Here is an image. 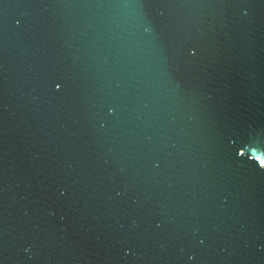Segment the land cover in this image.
I'll use <instances>...</instances> for the list:
<instances>
[{
    "label": "water",
    "instance_id": "95a60500",
    "mask_svg": "<svg viewBox=\"0 0 264 264\" xmlns=\"http://www.w3.org/2000/svg\"><path fill=\"white\" fill-rule=\"evenodd\" d=\"M0 264H264V0H0Z\"/></svg>",
    "mask_w": 264,
    "mask_h": 264
}]
</instances>
